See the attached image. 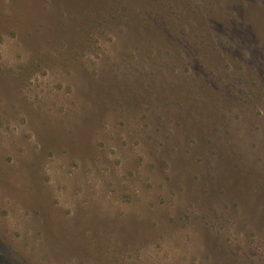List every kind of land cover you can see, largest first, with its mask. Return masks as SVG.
<instances>
[{"label":"rangeland","instance_id":"1","mask_svg":"<svg viewBox=\"0 0 264 264\" xmlns=\"http://www.w3.org/2000/svg\"><path fill=\"white\" fill-rule=\"evenodd\" d=\"M0 264H264V0H0Z\"/></svg>","mask_w":264,"mask_h":264}]
</instances>
